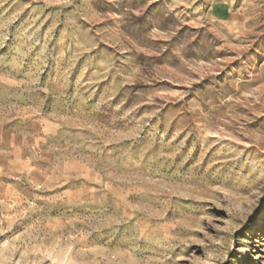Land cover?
Returning a JSON list of instances; mask_svg holds the SVG:
<instances>
[{
	"label": "rangeland",
	"instance_id": "rangeland-1",
	"mask_svg": "<svg viewBox=\"0 0 264 264\" xmlns=\"http://www.w3.org/2000/svg\"><path fill=\"white\" fill-rule=\"evenodd\" d=\"M24 116L57 130L0 264H264V0H0Z\"/></svg>",
	"mask_w": 264,
	"mask_h": 264
},
{
	"label": "crops",
	"instance_id": "crops-1",
	"mask_svg": "<svg viewBox=\"0 0 264 264\" xmlns=\"http://www.w3.org/2000/svg\"><path fill=\"white\" fill-rule=\"evenodd\" d=\"M56 130V124L45 118L39 122L27 116L0 118V183L7 178L48 175L45 143Z\"/></svg>",
	"mask_w": 264,
	"mask_h": 264
}]
</instances>
